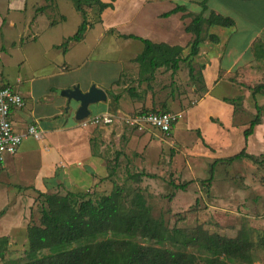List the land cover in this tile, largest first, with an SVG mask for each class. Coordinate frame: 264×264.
Listing matches in <instances>:
<instances>
[{
  "label": "rangeland",
  "instance_id": "1",
  "mask_svg": "<svg viewBox=\"0 0 264 264\" xmlns=\"http://www.w3.org/2000/svg\"><path fill=\"white\" fill-rule=\"evenodd\" d=\"M1 2L3 6L5 0H1ZM244 2L249 3H246L247 5L245 6H231L222 4L219 0H205L208 9L217 10L219 13L230 15L234 19L235 27L230 29L232 31L229 44L231 43L241 48L248 45V41L252 36L264 40V27L260 29L262 23H264V9L256 4L259 2L258 0ZM173 3L165 0L156 7L148 5L145 8L151 12V9L154 8L162 10L184 3L188 6L189 10L196 12L200 10L199 5L190 4L189 2L185 3L183 0H177ZM63 11L65 12V15H63L65 16V21L59 22L63 25L55 26L50 31L40 32L37 43L31 41L30 44L25 43L20 47L13 48L6 46L5 43H0V78L3 81H13L19 77L20 83L24 81L25 84L28 83L29 79H32L35 80L32 83L35 88L38 85L41 88L45 83L50 82L54 85V92L60 94L61 90H63L60 89V84L69 78H78L85 82H94L97 85L108 83V81L111 82L117 76L115 74L116 65L108 64V62L117 60V58H123L122 73L120 74L119 81L110 84L111 89L107 90L110 94H114L117 91V94L123 95V97H120L118 103V108L123 113L133 110L135 112L151 110L153 107H165L158 104H154L153 106L151 101H156V103L165 102L168 108L177 107L185 109L193 105L200 97V81L198 78L194 82L191 81L186 64H182L179 70L174 73H172L170 68H160L156 80L153 81V84L150 83L152 88L150 90L151 93L148 91L149 89H146L145 83L138 85L136 77L138 65L134 61V57L137 55L139 49H141L142 43L135 39L118 38L115 32H111V34L105 32L102 39H97L99 35L97 33L102 28L100 24L92 28L87 36L85 34L86 38L84 41L79 43L72 41V43H68L66 51H69L68 56L72 57V60L70 57L68 59L64 55L65 52L62 47H54L52 50L50 48L49 53L45 55V51L48 52V50H45V46L49 43V41L46 42L47 39L54 37L55 41L59 40L61 44L67 39V35L72 34L79 22L82 21L81 14L75 9L72 0L64 1V5L61 6V13ZM87 11L89 21L97 19L96 13L94 15L91 9H87ZM122 13L123 11L119 10L115 16L116 20L113 19L119 21L117 25L121 24L123 16L126 15H122ZM46 16L48 17V22L53 20L59 21L61 17L58 10L54 8L50 9L46 13ZM178 22V19L173 16L167 19L166 24H154L152 29H155L157 33L151 34L149 38L153 41L159 40L158 37H160V39H166L167 42H186L188 34L183 31V26L178 25ZM61 26L66 27L62 30L60 29L62 28ZM125 29L136 35L143 34L135 24H130ZM167 29H171V31H167ZM206 39L209 40V36ZM255 43L260 44V48H263L259 51L258 56L264 57V44L259 41ZM253 50L247 49L244 52V57H250ZM47 55H50V57H47ZM254 56H256L255 51ZM200 66V62L195 63V73L197 75L200 73ZM50 68H54L62 74L51 79H46L47 81L40 79L41 75L46 74ZM239 70L241 69L236 70L233 77L229 80L231 93L233 94L230 95L228 90L226 94L229 96L228 101L233 107L234 126L237 123L248 126L249 121L255 114L254 100L250 97V94L248 96L246 94L251 92L250 88L252 86L264 83V58H256L250 66H242V70ZM249 75H252V77ZM192 86L196 87V91L193 93L191 92ZM129 88H132L130 90L139 96H132ZM104 91H106V88ZM74 102L72 100L65 108H73ZM97 104L99 103L96 102L89 106L90 114L96 112ZM262 108L261 114L264 118V104ZM137 109L138 111H136ZM172 110L175 109L169 111ZM185 110L184 112L182 111V118L175 126L176 139H178L179 145L174 143L172 146H168L163 141L160 143L159 140H156L158 145H155V147L150 146L149 141L143 142V138H148L146 135L143 136L144 133H139L120 124V126H116L115 130L109 131L105 139H99L103 143L96 139L98 141L93 147L97 149V154L102 158V165L106 168V172L98 170V173L100 174L101 172L106 175L103 179L98 178L97 185H91L86 190L94 197L97 194L110 192L114 182L119 185L126 184L133 188L139 187L145 195L147 204L151 209V214L154 217H162L169 227L189 229L201 225L202 228L210 233L226 236L235 235L242 226L258 230L249 224L251 221L248 216H252L251 213L255 215L256 212V215H259L263 207L262 202L256 200L257 203H255L254 199H250L252 196L249 193H243L240 189L245 188V178L253 170L252 168L264 169L262 168V164H259L257 167V165H254L257 163L254 162L251 165L246 159L214 164L215 159L196 154L195 151L199 149L201 142L200 138L208 142L218 140V124L215 123L217 120L212 119L214 122H211L212 125L209 128L208 126L201 128L203 130L201 133L204 135L200 137L198 134L199 138L197 130L188 129L187 125L189 126L190 122H188L189 119L186 116L188 110L186 112ZM134 111L132 113H135ZM79 128L82 127L80 126ZM153 137L151 136L150 139H153ZM96 138L98 137L96 136ZM29 159L34 161L31 158ZM211 165L213 167L212 181L209 184L205 182L201 183V180L210 177ZM110 170H113L112 175L107 176ZM129 172H144L149 176L142 177L141 181L137 183L127 177ZM254 172L257 173V171ZM170 179L175 183L186 181H191V183L186 190H176L168 184V180ZM261 179H264V177ZM76 188V186L69 182L67 186L63 185V187H59L56 192L64 194L67 191H86L77 190ZM31 195H34L32 197L34 201H32L29 207L28 219H25L27 224L31 223L32 218L35 221L39 218L40 197L37 192ZM254 205L259 206V210H255L256 212L250 210V207ZM9 217L10 215L7 214L0 218V221L8 222ZM24 223L21 227L18 226L12 231L11 237L8 236L9 243L4 260L19 261L25 257L28 242ZM2 226L6 228V225ZM0 233L4 234L6 231H0ZM251 236L254 239V231L251 233ZM76 245V242L62 244L51 250H47V253H55ZM258 250H261V248L256 245L254 256L259 258L260 251L258 252Z\"/></svg>",
  "mask_w": 264,
  "mask_h": 264
},
{
  "label": "crops",
  "instance_id": "2",
  "mask_svg": "<svg viewBox=\"0 0 264 264\" xmlns=\"http://www.w3.org/2000/svg\"><path fill=\"white\" fill-rule=\"evenodd\" d=\"M64 1L65 0H5V3L2 6V2L0 0V43H5L6 46L12 48L20 47L25 43L30 44L31 41L33 43H37L40 32L50 31L55 28V26L63 25L59 22L65 21V16H63L65 15V12L63 11V13H61V6L64 5ZM164 1L165 0H114L113 7L105 9L99 15L98 21H90L92 22V25L87 27L85 34L87 36L92 28L100 24L102 28L97 33L99 34L97 39H102L105 32H107V34L115 32L118 38H124L121 37V35L133 34L128 32V29L125 28L130 24H135L138 28H140L143 34L133 35L148 39L154 43L163 42L170 46H181L183 47L182 56H186L189 51L188 43L192 39V34L185 31V26L191 20V16L189 14H196L202 11V0H183L185 3L189 2L190 4L193 3L199 5L200 10L198 12L189 10L186 4L180 3L178 5H185L186 10L183 12L173 13L167 17L162 16V14L171 10L176 5L162 10L154 8L151 9V12L145 8L148 5L156 7ZM169 1L173 3L177 0ZM219 1L222 4L231 6H245L247 5L246 3H249L244 2L248 0ZM258 1L259 2L256 4L264 9V0ZM205 5L207 8L203 11V16L206 17L211 12L221 14L217 10L214 11L208 9L207 3H205ZM52 8L57 9L60 13L61 17L59 21H47L48 17L46 16V13ZM119 10L123 11L122 15H126L123 16L121 24L117 25L119 24V21H115V16ZM173 16L178 19L180 22H178V25H182L183 31L188 34L186 42H167L166 39H160V37H158L159 40L153 41L149 38L151 37V34L157 33L155 29H152L154 24H166L167 19ZM224 16L230 17V15ZM80 23L81 22H79V24ZM121 25L123 26L121 27ZM61 27L62 28L60 29L63 30L66 26ZM234 27L235 21L230 27L210 26L207 28L206 31L209 34L216 35L218 40L217 42H213L210 39H205L200 44L197 55L193 58L192 65L194 70L195 63L200 62V73L203 80L201 86H203L204 89H201V95L196 102L193 105L186 107L189 109L185 108V110L184 108L179 109L177 107L168 108L165 102L156 103V101H151L153 106L154 104L165 106L168 111L175 109L172 111L184 112L185 110L186 112L188 110L186 116L189 119L188 122L190 123L187 127L188 129L197 130L200 137L204 135L201 133L203 131L201 128H206L207 126L209 128L212 125L211 122H214L212 119L217 120L215 123L218 124V140L215 142H208L205 139L200 138L197 134L201 142L199 144V149L195 151L198 155L213 158L215 160L233 156L239 153L243 148H245L248 155L253 157L260 158L261 156H264V118L261 117L260 124L256 125L253 133L245 139L243 131L247 125L245 126V124L237 123V125L234 126V111L232 104L228 101L229 96L226 94L227 90L230 95L233 94L231 93L229 80L233 77L236 70H242V66H250L252 61L256 58H264L258 55L254 56L253 50L254 43L256 41H260L264 44V40L256 36H252V38L248 41V45L243 48L235 46L231 43L229 44L232 31L230 29ZM262 27H264V23H262L260 29H262ZM75 31L72 34H74ZM167 31H171V29H167ZM72 34H68L67 37ZM85 34L82 40L74 42L79 43L84 41L86 38ZM113 36L116 37L115 35ZM164 37L166 38L165 35ZM53 39L54 37H51L46 40V42L49 41V43L45 46V50H48V52L45 51V55L49 53L50 48L52 50L60 44L59 40L55 41V39ZM70 42L72 43V41ZM142 48L143 44L137 54L141 52ZM247 49H252L253 51L251 52L252 54L250 57L245 58L244 52ZM68 52L69 51H65L64 53L67 58L70 57L68 56ZM48 56L50 57V55H47V57ZM70 59L72 60V57H70ZM123 61V58H117V60L108 62V64L116 65L115 74H117V76L111 80V82L108 81V83L106 82L105 84L97 85L94 82H85L78 78H69L66 79L64 83L60 84V89L69 88L73 85H79L81 90L85 91L92 84L101 89L104 88V90L106 88V101L98 102L99 104H97L96 112L90 115L103 112H113L121 115L131 114L134 110L128 111V113H123V111L118 108L120 97H123V95H119L118 100L116 101L107 91L111 89L110 84H114L119 81L120 74L122 73L121 70ZM182 64L186 63L181 62L180 67ZM158 70L155 72L154 81L159 73ZM60 74L62 73L56 71L54 68H50L46 74L41 75L40 79L47 81L46 79H51L52 77ZM249 76L252 77V75ZM20 82L21 80L19 77L13 81H3V79L0 78V84L14 87V89H16L23 97V105L19 108L13 109L11 112L13 127L17 132L23 134L29 125L34 124L39 130L41 136L39 138L24 136L17 152L8 157L4 164L0 165V218L7 214L10 215L7 220L8 222L0 221V231H6L7 233H0V236L10 237L15 228L18 226L21 227L24 222V227L27 225V221L25 219H28L30 211L29 207L32 204V201H34L32 199L34 195L31 194H34L37 191L42 193H53L56 192L59 187H63V185L67 186L69 182L76 186L77 190H86L91 185H97L99 181L98 178H103L106 175L101 172L99 174L98 170H104V172H106V168L105 166L103 167L101 162L102 158L99 154H97V149H94L93 146L99 139H105L109 131L113 129L115 130V128H117L116 126L119 125L115 124L79 128V123L74 116L78 103L74 102L73 108L69 107L66 109L65 106L68 104L67 99L61 94H56L53 90L54 85L50 82L45 83L41 88L39 85L35 88V86L32 85L35 80L32 79H29L28 83L25 84L24 81L23 83ZM151 83L153 84V82ZM224 84L226 85L223 87ZM222 88H224V90H222ZM150 90H152V88L148 91ZM195 91L196 87L192 86L191 92L193 93ZM114 94H117V91ZM249 94L251 97V92L246 94V96ZM255 99L259 106H263V95L257 94ZM171 104L174 106L173 103ZM136 111H138V109ZM254 114H256L255 106ZM177 122L173 124L171 129L169 137L171 142L160 139L158 137L159 133L157 132L144 133L143 136L146 135L148 138H143V142L146 143L149 141V145L154 147L155 145H158L156 140H159L160 143L163 141L168 146H172L174 143L179 145V141L176 139L177 133L175 132ZM96 136L98 138H96ZM151 136H154L153 139H150ZM171 137L172 139H170ZM99 142L103 143L102 140H99ZM246 161L251 165L254 164L251 160L246 159ZM254 165H257L258 167V164ZM69 167H71V169H69ZM252 169L257 171V173L251 170L250 174H248L245 178V188L240 190L243 191V193H249L252 196L250 199H254L255 203H257L256 200L262 202L263 210L261 209L259 212L260 214L256 215L257 212L255 210H257L259 206L254 205L250 207V210L252 212H256L255 215L254 213H251L252 216H248L251 221L249 224L262 231L264 230V179L261 178L264 177V169ZM13 216H15L14 219ZM2 225H6V228ZM235 235L227 236L234 237ZM259 251V258L255 257V251L253 252V260L251 264H264V249L258 250V252Z\"/></svg>",
  "mask_w": 264,
  "mask_h": 264
},
{
  "label": "trees",
  "instance_id": "3",
  "mask_svg": "<svg viewBox=\"0 0 264 264\" xmlns=\"http://www.w3.org/2000/svg\"><path fill=\"white\" fill-rule=\"evenodd\" d=\"M113 1L72 0L82 21L75 33L56 47H62L65 52L70 41L82 40L87 27L92 25L88 20L87 9L97 14V19L93 20L95 22L105 9L113 7ZM206 8L205 0H202V11L189 14L191 20L185 26V31L192 34V39L188 43L189 51L186 56H182L183 47L178 45L154 43L133 34L121 35L137 39L143 44L141 52L134 57L138 65V85L145 83L146 89H150L156 70L167 67L174 73L181 62L186 63L191 81L198 78L200 85L202 84L201 73L197 75L192 65L193 58L208 36L213 42L218 40L216 35L206 31L207 28L230 27L234 24L231 17L218 13L211 12L208 16H203ZM185 10V5H176L162 16L167 17ZM261 49L260 44L254 43L256 56ZM201 89L204 87L201 86ZM130 91L132 96L137 94ZM250 91L256 114L243 131L245 139L261 122L263 108L257 104L255 96H264V83L254 85ZM111 95L114 100H118L119 94ZM144 111L168 110L161 107L138 112ZM242 159L262 164L264 168V156L258 158L248 155L245 148L233 156L214 160V164ZM212 171L211 165L210 177L201 180V183L209 184L212 181ZM112 172L110 170L107 176H111ZM146 175L148 174L144 172H129L127 177L138 183ZM190 183L191 181L175 183L172 179L168 180V184L176 190H186ZM37 193L40 197L39 218L36 221L32 218L31 223L26 226L28 245L25 257L19 261L4 260L9 237L0 236V264H251L256 245L264 249V230L242 226L234 237H228L210 233L201 225L189 229L169 227L162 217L151 214L145 195L139 187L114 182L110 192L94 197L87 190L67 191L64 194ZM253 231L254 239L251 236ZM73 242L77 245L47 253V250L56 246Z\"/></svg>",
  "mask_w": 264,
  "mask_h": 264
},
{
  "label": "built area",
  "instance_id": "4",
  "mask_svg": "<svg viewBox=\"0 0 264 264\" xmlns=\"http://www.w3.org/2000/svg\"><path fill=\"white\" fill-rule=\"evenodd\" d=\"M22 105L23 97L14 87L0 84V165L17 152L24 136L34 138L41 136L34 124L29 125L23 134L14 129L11 112ZM182 115V111H144L124 115L103 112L89 115L78 123L81 127L121 124L139 133L157 132L160 139L171 142L169 137L172 126L182 118Z\"/></svg>",
  "mask_w": 264,
  "mask_h": 264
},
{
  "label": "water",
  "instance_id": "5",
  "mask_svg": "<svg viewBox=\"0 0 264 264\" xmlns=\"http://www.w3.org/2000/svg\"><path fill=\"white\" fill-rule=\"evenodd\" d=\"M60 94L67 99V102L72 100L78 103L75 110V119L80 121L90 115L89 106L96 102L106 101V92L95 86L90 85L85 91L81 90L79 85H73L72 87L61 90Z\"/></svg>",
  "mask_w": 264,
  "mask_h": 264
}]
</instances>
